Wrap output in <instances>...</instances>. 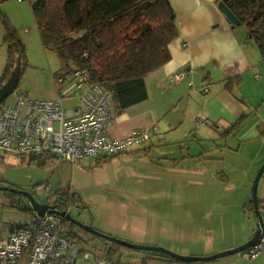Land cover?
I'll list each match as a JSON object with an SVG mask.
<instances>
[{
    "label": "rangeland",
    "instance_id": "obj_1",
    "mask_svg": "<svg viewBox=\"0 0 264 264\" xmlns=\"http://www.w3.org/2000/svg\"><path fill=\"white\" fill-rule=\"evenodd\" d=\"M5 19L26 45V58L19 85L4 102L13 105L19 91L30 98L57 100L59 91H64L70 82L68 78L66 84L58 82L59 77H65L66 68L56 52L43 45L29 0L0 2V73L8 59ZM69 91L70 96L63 97L64 108L79 104L83 93L78 89ZM111 103L114 112H121L113 96ZM157 135L155 129L150 130V149L139 153L131 150L101 164H97L101 157L91 156L75 162L57 156L44 165L35 161L23 163L21 155L0 149V185L20 186L39 201H53L59 192L65 193V198L75 193L76 200L70 201L69 207L80 221L103 233L135 243L163 246L181 255L201 252L206 245L220 249L236 247L240 241L248 240L256 227L246 236L247 227L257 225L253 210L247 206L258 172L253 169L247 175L251 158L226 155L225 164L221 165L216 157L220 153L201 154L208 149L206 142L191 139L184 142L181 151ZM5 193L0 190V198ZM258 197L264 198V176ZM26 200L20 207L24 211H15L21 222L31 215L27 209L30 202ZM64 228L85 240L91 239L85 247L96 257L102 255L106 246L103 239L78 225ZM142 251H123L122 264L142 263ZM73 259L76 264H96L94 258L84 259L76 252Z\"/></svg>",
    "mask_w": 264,
    "mask_h": 264
},
{
    "label": "crops",
    "instance_id": "obj_2",
    "mask_svg": "<svg viewBox=\"0 0 264 264\" xmlns=\"http://www.w3.org/2000/svg\"><path fill=\"white\" fill-rule=\"evenodd\" d=\"M169 1L179 28V36L169 45L171 58L147 74L146 100L114 112L116 120L110 132L124 136L133 129H155L157 136L181 151L184 142L197 139L208 143V149H203L201 154L220 153L216 157L221 165L225 164L226 155H236L238 159L242 155L249 156L252 160L251 167L247 168L249 176L264 162V34L262 42L251 34L246 23L234 24L220 8L223 0ZM5 67L6 64L0 80ZM183 69L192 71L182 80L173 82L171 74ZM150 140L128 151L139 153L150 149ZM220 170L224 172V166ZM4 191L6 196L0 198V239L8 237L15 226L29 223L31 219L29 215V219L21 222L15 214V211H24L20 207L27 201L26 197ZM47 201L51 203L50 199ZM29 206L31 213L34 209ZM255 227L250 224L246 236L252 234ZM231 247L233 245L216 249L206 245L203 251L190 254L210 255ZM240 253L196 264H264V251L256 258Z\"/></svg>",
    "mask_w": 264,
    "mask_h": 264
},
{
    "label": "trees",
    "instance_id": "obj_3",
    "mask_svg": "<svg viewBox=\"0 0 264 264\" xmlns=\"http://www.w3.org/2000/svg\"><path fill=\"white\" fill-rule=\"evenodd\" d=\"M29 1L43 45L56 52L67 71L73 67L78 68L90 75L92 83L110 89L114 102L121 109H127L148 98L146 76L170 60L169 45L179 36L176 14L169 0ZM223 1L242 23L250 27L251 34L263 42L264 0ZM7 22L5 19L8 59L0 87L11 75L18 57L21 56L22 66L26 58V45L19 38L16 29ZM21 157L23 163L35 161L42 165L57 158L51 153L31 155L30 159L25 155ZM44 157L46 159H41ZM110 159L112 157H101L97 164ZM58 194L64 200L62 206L58 207L60 209H68L70 201L76 200L75 193L66 198L65 193ZM259 203L263 212L264 200H259ZM247 204L257 218L253 201L249 200ZM63 225L76 226L67 219ZM67 232L78 246L76 253L84 258V252H89L85 243H90L91 239L85 240L72 230ZM94 236L105 241L106 246L102 248L100 257L106 258L111 264H122L120 254L123 251L136 250L98 235ZM142 252L146 254L142 264L198 263L183 261L156 251ZM90 258H94L97 264L92 254L87 260Z\"/></svg>",
    "mask_w": 264,
    "mask_h": 264
},
{
    "label": "built area",
    "instance_id": "obj_4",
    "mask_svg": "<svg viewBox=\"0 0 264 264\" xmlns=\"http://www.w3.org/2000/svg\"><path fill=\"white\" fill-rule=\"evenodd\" d=\"M191 71H176L171 80H182ZM66 78L70 84L59 91L57 100L30 98L19 91L13 105L2 103L1 150L17 155L51 153L75 162L83 156L113 157L150 140L147 128L133 129L124 136L112 135L110 127L116 120L112 94L92 83L90 75L78 68L66 70L58 82L66 84ZM73 89L83 90L80 103L64 108L63 97H69V90ZM64 220L56 213L41 215L32 210L29 223L15 226L8 237L0 239V264H76L73 255L78 246L64 228ZM263 251L264 233L257 244L242 254L256 258ZM83 256L87 259L91 254L84 252ZM93 257L97 264H111L104 257Z\"/></svg>",
    "mask_w": 264,
    "mask_h": 264
},
{
    "label": "water",
    "instance_id": "obj_5",
    "mask_svg": "<svg viewBox=\"0 0 264 264\" xmlns=\"http://www.w3.org/2000/svg\"><path fill=\"white\" fill-rule=\"evenodd\" d=\"M220 8L228 15L229 19L234 23V24H240L241 20L238 18V16L230 9V7L224 2H220ZM264 34V33H263ZM21 70H22V59L21 56L18 57L16 66L14 70L12 71L11 75L9 78L2 84L0 87V107L2 103L5 101V99L13 93L16 88L19 85L20 78H21ZM264 174V162L258 169V172L255 176L254 182H253V187H252V197L251 200L254 203L255 206V212L257 215V225L256 229L251 236L249 240L244 242L243 244H240L236 247H232L220 252H216L210 255H181L179 253H176L170 249H167L163 246L159 245H150V244H141V243H135L131 242L116 236H112L106 233H103L96 228H94L91 224H86L82 221H80L78 218L74 217L73 214L67 210V209H60L58 206L54 203H50L48 201L46 202H41L37 200L34 196V194L30 191L20 189L15 186H6V185H0V190H9L12 192L20 193L24 195L28 200L30 201L31 207L37 211L39 214L44 215L45 213H56L61 215L64 219L70 220L74 224L82 227L83 229L87 230L88 232H91L92 234L98 235L100 237H103L111 242H116L125 246H128L133 249L137 250H144V251H156V252H161L164 254H168L170 256L176 257L180 260L183 261H213L215 259H218L220 257L224 256H229L233 255L236 253H240L247 248H250L251 246H254L257 244L264 233V215L260 209V203H259V197H258V187L260 180Z\"/></svg>",
    "mask_w": 264,
    "mask_h": 264
},
{
    "label": "flooded vegetation",
    "instance_id": "obj_6",
    "mask_svg": "<svg viewBox=\"0 0 264 264\" xmlns=\"http://www.w3.org/2000/svg\"><path fill=\"white\" fill-rule=\"evenodd\" d=\"M51 201V200H50ZM51 203L56 204L58 207L62 206V204L64 203L63 199H60L59 197L55 198L53 201H51Z\"/></svg>",
    "mask_w": 264,
    "mask_h": 264
}]
</instances>
